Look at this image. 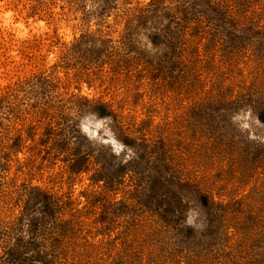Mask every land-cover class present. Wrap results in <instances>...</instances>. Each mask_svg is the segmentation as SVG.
Listing matches in <instances>:
<instances>
[{
  "label": "rangeland",
  "instance_id": "rangeland-1",
  "mask_svg": "<svg viewBox=\"0 0 264 264\" xmlns=\"http://www.w3.org/2000/svg\"><path fill=\"white\" fill-rule=\"evenodd\" d=\"M0 264H264V0H0Z\"/></svg>",
  "mask_w": 264,
  "mask_h": 264
},
{
  "label": "bare ground",
  "instance_id": "bare-ground-1",
  "mask_svg": "<svg viewBox=\"0 0 264 264\" xmlns=\"http://www.w3.org/2000/svg\"><path fill=\"white\" fill-rule=\"evenodd\" d=\"M95 126H96V124H95ZM86 129V128H85ZM94 132V131H93Z\"/></svg>",
  "mask_w": 264,
  "mask_h": 264
}]
</instances>
